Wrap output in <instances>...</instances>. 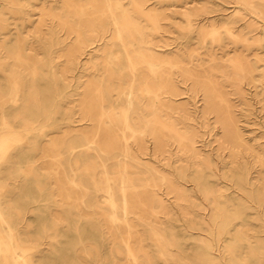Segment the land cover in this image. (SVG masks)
Listing matches in <instances>:
<instances>
[{
  "label": "rangeland",
  "instance_id": "374dc122",
  "mask_svg": "<svg viewBox=\"0 0 264 264\" xmlns=\"http://www.w3.org/2000/svg\"><path fill=\"white\" fill-rule=\"evenodd\" d=\"M11 1L0 0V25L8 29L4 36L0 34V43L4 38L6 46L13 44L17 36L34 45L41 4L48 6L61 0ZM86 1L80 0V3ZM121 2L128 7L133 2L138 3L160 19L159 34L153 38L158 45L155 49L159 51L156 52L162 56L183 53L184 61L188 62L191 57L193 67L199 72L217 68L208 75L222 86V94L230 105L243 145L227 149L221 144V129L215 122V115L200 116L201 93L188 92L191 81L179 84L181 91L187 90V95L178 96L177 102L186 103V124L195 134L200 161H164L167 166L163 169V161L154 160L151 152L147 157L143 156L150 161L132 167V176L139 188L146 186L154 190L156 199L164 204L163 210L159 211L155 203L157 213L155 216L143 215L146 218L143 223L130 216V230L121 223H111L105 198L93 191L82 170L84 166H97L103 161L109 167L107 176L114 177L111 167L120 156L108 160L103 152L84 151L85 147H80L76 152L82 150L83 153L77 160L78 168H75L76 153L70 156L68 150L50 147L52 142L64 141L65 145H70L75 131L89 128V123L84 121H80L76 128L67 127L65 119L77 109L75 106L85 84L96 79L92 67L100 62V51L92 44L79 57L78 63L59 74L56 81L64 95L60 112L53 116L57 128L43 132L35 129L30 134L21 129L17 131L16 136L21 141L14 148L22 159L12 166L9 174L2 176L8 185L7 198L19 210V213H13L18 232L34 247L31 257L36 264H133L126 256L122 242L129 232L139 255L138 264H239L242 248L247 252L254 241L253 233L261 229L264 220L254 204L259 186H263L261 194H264V174L261 175L263 179L256 180L254 158L255 151H264V77L260 70L264 66V19L235 0ZM255 4L258 9L263 8L260 3ZM185 11L190 14V29L183 16ZM140 24L147 25L143 19ZM55 25L45 20L40 30L47 33V29L54 26L53 34L67 47L72 36H67ZM227 28L235 37L226 34ZM210 30L221 35L220 42L213 41L208 33L203 38L204 32ZM107 34L109 37L111 33ZM240 56H246L252 63L257 57L259 69L253 73L254 81L244 80L240 84L241 92L238 93L218 71L226 70L224 73L229 74L228 60ZM42 57L41 54L35 56L37 59ZM51 58V65L58 73L64 58L56 53H51ZM0 60L11 62L7 58ZM177 76L176 73L174 77ZM45 81L46 85L54 87L55 82L50 76ZM58 100L53 92L51 105ZM4 107L12 110L9 103ZM75 117L79 118L76 114ZM147 144L151 151V142L147 141ZM114 154L118 155V150ZM59 159L63 163L55 164ZM160 167L173 181L174 191L164 193L160 190L163 186L159 173L155 171ZM1 170L5 172L6 167L2 166ZM96 170L94 178L100 183L105 174L99 167ZM59 178L65 188L62 194L58 191ZM75 185L77 190L73 187ZM155 232L165 238L163 242L170 244L160 247L154 239Z\"/></svg>",
  "mask_w": 264,
  "mask_h": 264
},
{
  "label": "bare ground",
  "instance_id": "6f19581e",
  "mask_svg": "<svg viewBox=\"0 0 264 264\" xmlns=\"http://www.w3.org/2000/svg\"><path fill=\"white\" fill-rule=\"evenodd\" d=\"M11 2L15 3L16 0ZM56 2L53 1L48 6L41 4V18L35 28L38 34L34 37L35 46L18 36L10 46H6L4 38L0 43V59L11 60L9 64L0 60V264H36L31 257L34 247L23 240L17 223L13 220V213H19V210L7 198L8 185L2 176L4 173L9 174L12 166L22 159L14 148L21 141L16 136L17 131L21 129L30 134L35 129L43 132L57 128L53 116L60 112L64 95L56 81L59 74L78 63L79 57L92 44L100 51V62L92 67V75L94 72L96 79L85 84L82 96L75 106L77 109L65 119L67 127L76 128L80 121H84L89 123V128L86 131H75L70 145H65L62 141L52 142L50 147L58 148L59 151L68 150L70 156L76 153L75 168H78L76 163L83 153L82 150L76 152L80 147H85L84 151L94 149L103 152L108 160L120 156L111 167L114 177L107 176L109 167L103 161L97 166H84L82 170L93 191L105 198L111 223H121L126 230H130V216L143 223L146 221L143 215L155 216L157 213L155 203L158 204L159 211L163 210L164 204L156 199L154 190L146 186L139 188L132 176V167L141 165L142 161L146 162L145 165L150 161L143 156L147 157L151 152L154 160L163 161V169L167 166L164 161H200L195 134L188 130L186 124V103L177 102L178 96L187 95V90L181 91L179 84L191 81L188 92L201 93L203 106L200 116L205 117L209 113L215 115V122L221 129V144H225L227 149H237L243 145L230 105L222 94V86L208 75L217 68L199 72L193 67L191 57H188V62L184 61L183 53L162 56L156 52L159 51L155 49L158 45L153 38L160 31V19L156 14L135 2H130L128 7L121 0ZM235 3L245 6L251 13L264 19V0H235ZM255 3H260L263 8L258 9ZM183 16L190 29L192 25L189 12H183ZM141 19L147 25L142 26ZM45 20L51 24L56 23L58 29L65 31L67 36H72V42L64 47V41L53 34L54 26L43 33L40 29ZM7 30L0 25L1 36ZM109 32L111 34L108 37ZM225 32L228 36L235 37L231 29L227 28ZM207 33L213 41H221V35L214 30L205 31L204 39ZM51 53L64 58L58 73L51 65ZM40 54L42 58H35ZM257 61V57L254 63L246 56L232 58L228 60L230 73L225 74L226 70L218 72H222L224 80L239 93L240 84L244 80L254 81L253 73L259 69ZM188 63L190 64L187 65ZM260 70L264 77V66ZM6 71L8 72L5 73ZM176 73L178 80L174 77ZM48 76L55 82L54 87L51 85L52 88L46 85ZM53 92L59 100L51 105L50 97ZM7 103L12 106L11 111L4 107ZM75 114L79 117L78 120ZM147 141L151 142V151ZM116 150L118 155L114 154ZM254 158L257 164L255 177L259 181L264 174V151H255ZM59 163H63L61 159L55 164ZM2 166L6 167L5 172L1 170ZM97 167L105 174L100 183L94 178ZM163 169L155 170L159 173L163 186L160 190L164 193L174 191L176 188L173 181ZM57 181L58 191L62 194L65 191L60 183L62 179ZM73 187L76 190L78 188L76 185ZM262 188L263 186H259L257 189L254 204L257 212L264 217ZM260 225L261 229L252 235L254 241L247 252L242 248L239 264H264V220ZM129 234L130 232L122 239L125 254L133 264H138L139 255L132 235ZM153 236L160 247L170 244L163 242L165 238L160 233L155 232Z\"/></svg>",
  "mask_w": 264,
  "mask_h": 264
}]
</instances>
